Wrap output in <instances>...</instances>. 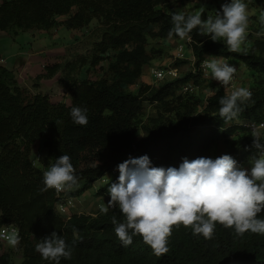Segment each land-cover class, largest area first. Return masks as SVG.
Here are the masks:
<instances>
[{
  "label": "trees",
  "instance_id": "trees-1",
  "mask_svg": "<svg viewBox=\"0 0 264 264\" xmlns=\"http://www.w3.org/2000/svg\"><path fill=\"white\" fill-rule=\"evenodd\" d=\"M171 1L0 0V31L12 36L59 24L80 30L97 22L90 53L45 65L34 89L23 86L16 71L0 63V228L18 226L20 264H55L35 251L39 240L54 231L69 245L76 242L72 258H61L60 264H264L261 233L238 235L234 228L217 223L212 239H205L194 235L190 227L174 226L168 237L169 251L156 256L138 235L131 245H122L112 223L113 215L118 222L125 221L118 208L96 215L71 212L69 218L58 210L62 197L82 195L131 153L136 158L147 155L154 167L179 168L184 158L191 161L209 155L222 136L249 130L243 122L264 118V41L257 39L252 46L230 52L222 39L213 42L208 35H200L199 26L183 38H191L188 48L195 56L193 70L158 86L143 81L137 90L127 89L142 78L153 59L149 37L169 38L173 13L166 9ZM259 3L264 10V1ZM200 15L202 20L208 17L205 11ZM171 38L181 39L175 34ZM208 56L236 59L255 72L252 97L232 121L219 116L220 98L230 95L225 90L201 98L181 90L188 81L203 85L200 66ZM107 58L110 62L104 70L112 76L100 77ZM95 71L98 77L92 79ZM58 74L71 93L70 102H54L37 88L40 80ZM147 102L156 103L157 115L151 123H143ZM73 107L88 109L87 126L72 121ZM140 127L143 135L139 138ZM37 142L45 150L40 166L32 159ZM244 145L253 146V138L242 136L226 154L236 157L237 147ZM61 155L70 156L78 185L60 193L55 189L42 192L43 173ZM118 176L99 188L97 196L110 198L107 189L118 182ZM257 218L264 219V210ZM12 263V250L0 254V264Z\"/></svg>",
  "mask_w": 264,
  "mask_h": 264
},
{
  "label": "clouds",
  "instance_id": "clouds-1",
  "mask_svg": "<svg viewBox=\"0 0 264 264\" xmlns=\"http://www.w3.org/2000/svg\"><path fill=\"white\" fill-rule=\"evenodd\" d=\"M173 34L181 39L199 26L200 35H208L213 42L222 39L230 52H239L246 40L248 28L247 5L242 0H231L215 11V18H201L200 14L185 16L173 12L171 16ZM264 23V17L261 18ZM212 78L227 87L237 71L235 66L206 61ZM252 92L240 87L230 95L220 98L219 116L225 122L232 121L244 110L241 105L250 100ZM88 109L73 107L72 121L80 126L88 124ZM253 147L258 155L250 157V169L238 166L230 155L216 159L198 157L189 161L183 159L179 168L154 167L147 155L129 158L117 165L118 182L111 183L107 191L110 200L107 207L118 208L125 217L118 222L115 215L112 223L115 234L124 247L133 243L134 236H140L156 256L169 251L168 237L172 228L183 225L192 228L194 235L212 239L217 223L225 228H234L238 235L245 232L264 234V219L257 215L264 210V135L255 128L252 131ZM70 156L61 155L55 159L48 171L43 173L42 192L55 189L57 193L78 185ZM259 182V183H258ZM131 230V233H130ZM8 243L16 247L20 237L13 232ZM72 245L55 231L35 245V251L42 259L60 264L61 258L71 259Z\"/></svg>",
  "mask_w": 264,
  "mask_h": 264
},
{
  "label": "rangeland",
  "instance_id": "rangeland-1",
  "mask_svg": "<svg viewBox=\"0 0 264 264\" xmlns=\"http://www.w3.org/2000/svg\"><path fill=\"white\" fill-rule=\"evenodd\" d=\"M209 0H206L208 2ZM212 1V0H210ZM216 3H209L205 5L204 7L202 0H172L170 7L167 8L168 12L173 13H183V12H195L197 14H201L203 10L211 14V16L215 15V11L221 10V5L225 3L227 0H217ZM231 2V0H230ZM243 2V0H242ZM259 19L264 17V12H258ZM61 24H59L60 26ZM258 23H254L250 25L247 29L252 30L251 32H247L246 40L241 45V48H247V43L253 42L256 39L264 40V31L260 28H264L262 25H259V28H256ZM97 26V22L94 20L91 24H89L87 27H84L80 30H70L67 28H59L58 31V39L51 38L46 33H40L39 36H37V40L35 39V36L30 34L29 32H21V34L18 37H11V36H0V53L6 56L7 61L3 64H5L9 69H14V63L16 59V54L19 51L20 48L24 49L26 53H29L30 51L36 52L37 54L40 51H44L43 54H38L39 56L45 57V65L53 63H56L57 61H61L65 63L66 61H70L75 59L77 56H83L90 53L91 49L93 48V42L96 40L97 34L95 33V28ZM57 48V52L53 51L52 53L47 54L45 51L50 49L51 47ZM148 50L153 56L152 61L148 66L145 67L143 76L140 80H137L133 85L126 86L127 89L137 90L138 87L141 85V83L147 82L151 83L152 85H161L166 82V80H158L156 76L151 72V68L154 66L164 68L166 65L172 63L176 66V61H174L176 56V45L175 40L172 38L168 39H162L160 37L154 38L149 37V45ZM189 48H187L186 56H189L188 53ZM26 54H21V57L24 59L26 58ZM186 61H189V58L185 59ZM231 64H235L236 59H230ZM109 58L105 59L102 62V70H107L109 65ZM237 64L240 66V70L242 73L240 75L241 80L248 78L247 82L250 87L254 88V74L255 72L251 69L247 68L246 65H244L242 62L237 61ZM44 65V66H45ZM180 74L181 73H188L193 69L192 65L190 63H184L182 65H177ZM42 68V73L44 72V67ZM102 71L100 73V77H108L110 78L112 75L109 73H105ZM99 72V71H97ZM18 79L20 83L23 86H27L30 89H34L36 86V78L37 76L29 77L27 74V71L24 73L22 71L16 72ZM98 73L96 71L91 74L92 79H97ZM60 74L55 76L51 79H43L40 80L37 84L38 90L42 93L49 94L54 102H70V95L71 93L65 89L63 83L60 80ZM215 82L212 83H206L205 85H200L201 87L194 92H187V93H193L197 96L204 97L211 95L208 88H212ZM157 115V109H156V103H150L147 102L146 104V114L143 118V123H151V119L153 116ZM262 135H264V130L259 131ZM143 135V129H139L138 136L139 138ZM244 137H252V132L249 130H243L240 129L238 132L230 135L229 137H223L222 140L219 141L210 151L209 155L206 157L216 159L217 157H220L224 154H226L231 148V145L234 141L237 139ZM225 140L228 141V143H225ZM235 149V148H234ZM43 153L42 145L39 144L35 150L32 153V159L35 163V165L40 166L39 158L37 157V152ZM258 149L251 145H244L243 147H237V156L233 157L237 163L238 166L243 167L245 169H250L251 165L249 164L250 157L254 155H258ZM136 158V154L131 153L125 157L124 160H127L129 158ZM106 184L105 181L99 180L95 183L94 189L90 191V194L88 191L84 192V196H87L88 194V201L92 203V198L94 194V190L96 188L103 187ZM76 207V206H75ZM82 212L95 211V208L88 209L86 205L83 206V208L78 209ZM74 211V210H73ZM96 215V214H94ZM12 250L13 252V263L12 264H20L23 259V253L16 247H12L8 242H1L0 241V254L7 251Z\"/></svg>",
  "mask_w": 264,
  "mask_h": 264
},
{
  "label": "crops",
  "instance_id": "crops-1",
  "mask_svg": "<svg viewBox=\"0 0 264 264\" xmlns=\"http://www.w3.org/2000/svg\"><path fill=\"white\" fill-rule=\"evenodd\" d=\"M264 1V0H263ZM217 0H212V1H208L206 2V0H202V3L203 5L201 6H205L209 3H216L217 4ZM226 2H230V0H227ZM243 3H245L247 5V12H248V17H249V21H248V27L254 23H258L257 26H255L256 28H259V25H262L264 27V23H262L261 19H259V15L258 12H264V10L262 9V6L260 5L259 3V0H243ZM205 11V10H203ZM206 12V11H205ZM196 13V10L195 12ZM207 16H211V14H209L208 12H206ZM213 18H215V15L212 16ZM62 27V28H66L64 27V25H56L55 27H53L52 29L50 30H28V31H25V32H29L30 34L34 35L35 36V39L37 40V36H39L40 33H46L48 34L51 38L53 39H58L59 36H58V31H59V28ZM261 30L264 31V28H260ZM252 30L250 29H247V32H251ZM23 32V31H21ZM21 32L17 35V36H14V37H18ZM0 36H11L13 37L12 35L8 34L7 32L5 31H0ZM257 40V39H256ZM264 41V40H263ZM254 44V41L253 42H249L247 43V47L249 46H252ZM54 48H50L48 50H46L45 52L47 54L49 53H52L53 51H56L57 52V48H55V44L53 46ZM44 51H40L38 54H43ZM26 54V58H22L21 57V54ZM188 53H189V56L187 58H189V61H187L186 63H190L193 67L194 65V62H195V59H194V54H193V51L191 48H189L188 50ZM36 52H32L30 51L29 53H26V51L22 48L19 49V51L17 52L16 54V59H15V65H14V69L16 72L17 71H22L24 73V71L26 72L27 71V74L28 76L31 78V77H35V76H38L39 74L42 73V68L41 67H44L45 65V57L44 56H39ZM0 57L6 59L7 61V58L5 55H3L2 53H0ZM208 59L210 60H216L217 62L223 64V63H228L232 66H235L236 69L238 70V72L241 74L242 71L240 70V66L239 64H237V61H235V64H231V60L232 58H223V57H219V56H208L207 57ZM185 59H179L177 61H181V64L179 65H182L184 63H182V61H186ZM8 62V61H7ZM194 69V67H193ZM192 69V70H193ZM57 76V75H56ZM203 80H204V83L203 85H205L206 83H212V82H215V84L213 85L212 88H208L210 94L212 93H215L219 88V82L218 81H215L213 80L212 78V74L211 72H209V75H204L203 74ZM248 78H245L243 80H240V83H239V87H243V88H246V89H252V87L249 86L248 82H247ZM27 87V86H26ZM132 90V89H130ZM40 143L37 142L33 151L35 150V148L39 145ZM45 150H43V154H44ZM49 169H47L48 171ZM98 182V181H97ZM95 185V184H94ZM94 185L92 188H90L89 190H87L90 194V191L94 189ZM101 188V187H100ZM99 188H96L94 190V194H93V198H92V203H90L87 199L88 198V195L87 196H84V194L76 197V207L73 209L74 213H87V214H97L99 211H101L102 208L104 207H107V202L110 200L109 196H97V190ZM86 205L88 209H91V208H95V211L93 212H90V211H86V212H82L78 209L80 208H83V206Z\"/></svg>",
  "mask_w": 264,
  "mask_h": 264
},
{
  "label": "built area",
  "instance_id": "built-area-1",
  "mask_svg": "<svg viewBox=\"0 0 264 264\" xmlns=\"http://www.w3.org/2000/svg\"><path fill=\"white\" fill-rule=\"evenodd\" d=\"M191 42V38L187 37L185 39L175 40L176 45V56L174 61H177L179 59H185L186 58V51L188 48L189 43ZM195 59V57H194ZM210 62L211 60L206 58V60L201 64L200 69L202 70L204 75H209V72H211L210 69H207L205 66V62ZM6 59L0 57V63H5ZM151 72L156 76L158 80H168V79H176L180 75L179 69L174 64L170 63L166 65V67L161 68L154 66L151 68ZM240 75L238 70L234 73L233 80L230 82V84L227 87H223L222 85H218L219 89L225 90L228 94H231L232 91L236 90L239 87L240 83ZM200 87L196 85L193 81H188L182 86V92H194L197 91ZM251 91V89H249ZM243 125L248 128L251 132L255 128L258 131L264 130V118L261 120H249L243 122ZM41 152H37V157L41 158ZM122 163V162H121ZM120 163L114 165L110 168V170L100 179L105 181L106 183L112 178L117 175H119V172L117 170V165ZM76 206V197L72 196H64L62 197L61 201L58 203V210L59 212L65 216L66 218L70 217L71 212H73V209ZM13 232L17 233L20 237V230L18 226L14 224H6L0 228V241L1 242H8L7 237L11 235Z\"/></svg>",
  "mask_w": 264,
  "mask_h": 264
}]
</instances>
